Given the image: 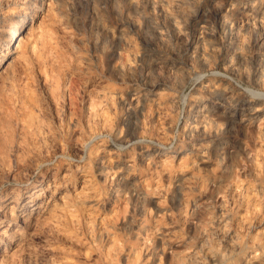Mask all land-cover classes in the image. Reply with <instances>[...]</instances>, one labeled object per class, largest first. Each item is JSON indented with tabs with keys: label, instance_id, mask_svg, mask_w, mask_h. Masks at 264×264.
<instances>
[{
	"label": "rangeland",
	"instance_id": "rangeland-1",
	"mask_svg": "<svg viewBox=\"0 0 264 264\" xmlns=\"http://www.w3.org/2000/svg\"><path fill=\"white\" fill-rule=\"evenodd\" d=\"M5 1H0V47L23 8L34 4L38 14L22 35L30 41L26 60L16 61L10 75L0 74V113L11 115L28 144L19 156L0 159V186L12 179L23 188L50 181L37 200H48L58 188L38 214L46 223L15 237L21 254L3 260L0 255V264H264V40L260 50L254 43L264 32V0H186L178 10L184 27L178 37L171 28L164 37L155 31L161 21L168 24L165 14L174 0ZM127 14L134 17V31L125 24ZM199 125L205 128L197 133ZM10 223L8 233L23 227ZM208 247L216 254H207Z\"/></svg>",
	"mask_w": 264,
	"mask_h": 264
},
{
	"label": "bare ground",
	"instance_id": "bare-ground-1",
	"mask_svg": "<svg viewBox=\"0 0 264 264\" xmlns=\"http://www.w3.org/2000/svg\"><path fill=\"white\" fill-rule=\"evenodd\" d=\"M1 1V0H0ZM5 1V0H4ZM26 1V0H25ZM48 1V0H47ZM64 1V0H63ZM66 1V0H65ZM72 1V0H71ZM74 1V0H73ZM110 1V0H109ZM129 4L130 3H135L136 2V0H126ZM162 1V0H161ZM160 1V2H161ZM172 1V0H171ZM185 1L186 0H174V4H172V6L170 7V11H166V16H167V23L168 24H166L165 22H163V21H161L160 23H158V25L156 26V28H155V31H156V34H158V36H160V37H164V36H166V35H168V28H171L172 29V32H173V36L174 37H178V36H181L182 34H184V27H183V25H182V20L181 19H183V17L181 16L182 14H181V12L179 13V7H182L181 5L183 4V3H185ZM199 1V0H198ZM3 2V1H2ZM6 2V1H5ZM49 2V1H48ZM62 2V1H61ZM121 2V1H120ZM150 2V1H149ZM153 2V1H152ZM155 2V1H154ZM14 3V2H13ZM18 3V2H17ZM45 3V2H44ZM55 3V2H54ZM66 3H69V2H66ZM65 3V4H66ZM75 3V2H74ZM158 3V2H157ZM52 4V3H51ZM51 4H49V7L51 6ZM64 4V5H65ZM110 4V3H109ZM139 4V3H138ZM152 4V3H151ZM160 4V3H159ZM162 4V3H161ZM168 4V3H167ZM117 5V4H116ZM123 5V4H122ZM135 5V4H134ZM61 6V5H60ZM151 6V5H150ZM255 6V5H254ZM4 7V6H3ZM46 7V6H45ZM73 7V6H72ZM122 7V6H121ZM51 8V7H50ZM55 8V7H54ZM70 8H71V5H70ZM109 8V7H108ZM145 8V7H144ZM45 10H46V8H44ZM154 9V8H153ZM161 9H162V7H161ZM160 9V10H161ZM168 9V8H167ZM196 9H198V8H196ZM231 9V8H230ZM19 10H21V9H19ZM44 10V11H45ZM48 10V9H47ZM60 10V9H59ZM96 10H98V9H96ZM120 10V9H119ZM169 10V9H168ZM184 10V9H183ZM191 10V9H190ZM192 10H193V8H192ZM159 11V10H158ZM198 11V10H197ZM3 12V11H2ZM11 12V11H10ZM16 12V11H15ZM23 12V13H22ZM38 12V8H37V6L36 5H34V4H28L25 8H23L22 10H21V12H19L13 19H12V21H11V23H10V25H9V28H8V31H7V33H6V36H5V39L3 40V42H2V45H1V47H0V65L2 64V67H1V69H0V74L2 75V73H8L9 74V72H10V69H12V67L14 66V64L16 63V61L18 62L19 60H22V62L23 61H25L26 60V56H27V50L29 49V46H30V41L27 39V40H24V33L25 32H27V30H28V28H29V25H30V23L34 20V18L35 17H37V13ZM40 12V11H39ZM62 12H64V11H62ZM95 12V11H94ZM134 12V11H133ZM153 12V11H152ZM151 12V13H152ZM191 12V11H190ZM195 12V11H194ZM97 13V12H96ZM95 13V14H96ZM115 13V12H114ZM113 13V14H114ZM186 13V12H185ZM187 13H188V11H187ZM186 13V14H187ZM229 13H230V11H229ZM72 14V13H71ZM139 14V13H138ZM156 14V13H155ZM227 14V13H226ZM45 15V14H44ZM49 15V14H48ZM105 15V14H104ZM115 15H117V14H115ZM151 15V14H150ZM184 15V14H183ZM225 15V14H224ZM1 16H3V15H1ZM41 16H43V15H41ZM90 16V15H89ZM127 16H128V14H127ZM137 16V15H136ZM138 16H140V15H138ZM185 16V15H184ZM190 16V15H189ZM222 16V15H221ZM39 17V16H38ZM50 17V16H49ZM54 17V16H53ZM73 17V16H72ZM125 17V16H124ZM123 17V18H124ZM133 17V16H132ZM141 17V16H140ZM198 16H197V14H194L193 15V17H192V19H194V18H197ZM227 17V16H226ZM51 18V17H50ZM55 18V17H54ZM92 18V17H91ZM142 18H143V16H142ZM254 18V17H253ZM40 19V21H41V18H39ZM134 19V17L133 18H131L130 16H128L127 18H126V20L124 19V21H125V24L126 25H128V27H130V28H135L137 25H136V23H135V21L133 20ZM138 19V17L136 18V20ZM187 19V18H186ZM47 20V19H46ZM262 20V19H261ZM39 21V20H38ZM50 21V20H49ZM48 21V22H49ZM71 21V20H70ZM74 21V20H73ZM252 21V20H251ZM260 21V20H259ZM35 22V21H34ZM43 22V21H42ZM47 22V23H48ZM93 22V21H92ZM91 22V23H92ZM137 22V21H136ZM157 22V21H156ZM44 23V22H43ZM42 23V24H43ZM49 23H51V22H49ZM118 23V22H117ZM187 23H188V21H187ZM191 23V22H190ZM41 24V25H42ZM52 24H54L53 22H52ZM44 25V24H43ZM94 25V24H93ZM98 25H99V23H98ZM191 25V24H190ZM95 26V25H94ZM193 26V25H192ZM191 26V27H192ZM100 27V26H99ZM98 27V28H99ZM153 27V26H152ZM260 27V26H259ZM34 28H36V27H34ZM42 28V27H41ZM139 28V27H138ZM146 28V27H145ZM215 28V27H214ZM258 28V27H257ZM262 28V27H261ZM261 28H260V30H261ZM33 29V28H32ZM39 29V28H38ZM44 29V28H43ZM200 29H202V26H201V28ZM226 29V28H225ZM256 29V28H255ZM254 29V30H255ZM96 30V29H95ZM134 30H136V29H133V31ZM150 30V29H149ZM251 30H252V27H251ZM253 30V31H254ZM263 30V29H262ZM35 31V30H34ZM102 31V30H101ZM130 31V30H129ZM138 31V30H137ZM170 31V30H169ZM226 31V30H225ZM259 31V30H258ZM40 32V31H39ZM45 32V31H44ZM132 32V31H131ZM191 32V31H190ZM93 33V32H92ZM145 33V32H144ZM201 33V32H200ZM206 33V32H205ZM48 34V33H47ZM155 34V35H156ZM188 34V33H187ZM191 34V33H190ZM251 34V33H250ZM23 35V36H22ZM29 35V34H28ZM39 35V34H38ZM52 35V34H51ZM96 35H97V33H96ZM108 35V34H107ZM109 35H111V34H109ZM108 35V36H109ZM171 35V34H170ZM209 35V34H208ZM224 35V34H223ZM247 35H248V33H247ZM57 36V35H56ZM123 36H124V38H126V37H128V33H126V32H124L123 33ZM218 36V35H217ZM38 37H40V35L38 36ZM44 37V36H43ZM143 37H144V35H143ZM146 37V36H145ZM220 37V36H219ZM256 37V38H255ZM254 38H255V40H254V43L255 44H258V49L260 50V48H262L261 47V45H262V41L264 40V32H260L259 34H257V36H255ZM34 38V37H33ZM50 38V37H49ZM52 38H54V37H52ZM58 38H59V36H58ZM109 38V37H108ZM140 38V37H139ZM142 38V37H141ZM245 38V37H244ZM248 38H249V36H248ZM253 38V39H254ZM0 39H2V38H0ZM31 39V38H30ZM38 39V38H37ZM40 39V38H39ZM43 39V38H42ZM89 39V38H88ZM92 39V38H91ZM98 39V38H97ZM103 39V38H102ZM175 39V38H174ZM181 39V38H180ZM217 39V38H216ZM240 39V38H239ZM252 39V40H253ZM18 40V43H20L19 44V46H16V47H14V48H11V46H13L15 43H16V41ZM33 40V39H32ZM44 40V39H43ZM54 40H55V38H54ZM58 40V42H59V39H57ZM104 40V39H103ZM118 40V39H117ZM176 40V39H175ZM197 40V39H196ZM96 41V40H95ZM143 41H145L144 39H143ZM142 41V42H143ZM160 41V40H159ZM163 41V40H162ZM204 41V40H203ZM241 41H242V39H241ZM40 42V41H39ZM148 42V41H147ZM155 42V41H154ZM41 43H42V41H41ZM92 43V42H91ZM101 43V42H100ZM149 43L150 42H148V43H145V44H148L149 45ZM153 43V42H152ZM151 43V44H152ZM162 43H164V42H162ZM161 43V44H162ZM178 43H180V42H178ZM190 43V42H189ZM188 43V44H189ZM193 43V42H192ZM207 43V42H206ZM219 43H221L220 41H219ZM245 43V42H244ZM34 44V43H33ZM44 44V43H43ZM55 44V43H54ZM145 44H143V45H145ZM167 44V43H166ZM249 44V43H248ZM168 45H170V44H168ZM196 45V44H195ZM204 45H205V43H204ZM220 45H222V44H220ZM39 46V45H38ZM250 46V45H249ZM257 46V45H256ZM256 46H255V48H256ZM44 47V46H43ZM48 47V46H47ZM207 47V46H206ZM212 47V46H211ZM216 47V46H215ZM243 47V46H242ZM245 47V46H244ZM55 48V47H54ZM101 48V47H100ZM99 48V49H100ZM103 48V47H102ZM101 48V49H102ZM164 48H165V46H164ZM169 48V47H168ZM199 48V47H198ZM241 48V47H240ZM37 49V48H36ZM40 49V48H39ZM47 49V48H46ZM58 49V48H57ZM97 49V48H96ZM104 49V48H103ZM151 49V48H150ZM249 49V48H248ZM12 50H14V52H11ZM31 50H32V48H31ZM34 51H36L35 50V48L33 49ZM42 50V49H41ZM44 50V49H43ZM169 50V49H168ZM177 50V49H176ZM197 50V49H196ZM207 50H209L208 48H207ZM242 50V49H241ZM244 50V49H243ZM252 50V49H251ZM256 50V49H255ZM262 50H264V49H262ZM39 51V50H38ZM57 51V50H56ZM103 51V50H102ZM174 51V50H173ZM40 52V51H39ZM47 52H49L48 50H47ZM58 52V51H57ZM63 52V51H62ZM119 52V51H118ZM128 52V51H127ZM167 52V51H166ZM192 52V51H191ZM212 52V51H211ZM262 52V51H261ZM36 53V52H35ZM35 53H34V55H35ZM264 53V52H263ZM55 54H56V52H55ZM105 54V53H104ZM174 54V53H173ZM199 54V53H198ZM208 54V53H207ZM206 54V55H207ZM253 54V53H252ZM257 54V53H256ZM47 55H48V53H47ZM46 55V56H47ZM53 55V54H52ZM98 55V54H97ZM110 55H111V53H110ZM116 55H117V53H116ZM138 55V54H137ZM178 55V54H177ZM176 55V56H177ZM197 55V54H196ZM205 55V56H206ZM213 55V54H212ZM251 55V54H250ZM7 56H10V57H8V58H6ZM42 56V55H41ZM49 56V55H48ZM58 56V55H57ZM60 56H61V54H60ZM62 56H64V55H62ZM68 56V55H67ZM102 56V55H101ZM219 56V55H218ZM218 56L216 57V59L218 58ZM238 56V55H237ZM38 57H40V56H38ZM50 57V56H49ZM135 57V56H134ZM191 57V56H190ZM200 57V56H199ZM208 57V56H207ZM154 58V57H153ZM160 58V57H159ZM242 58V57H241ZM253 58V57H252ZM259 57H257V59H258ZM38 59V58H37ZM36 59V60H37ZM69 59V58H68ZM206 59V58H205ZM215 59V60H216ZM237 59V58H236ZM4 60V61H3ZM28 60V59H27ZM40 60V59H39ZM47 60V59H46ZM46 60H45V63H46ZM49 60V59H48ZM53 60H54V58H53ZM62 60V59H61ZM187 60V59H186ZM219 60V59H218ZM253 60V59H252ZM260 60V59H259ZM41 61H42V59H41ZM56 61V60H55ZM59 61V60H58ZM69 61H70V59H69ZM129 61V60H128ZM171 62V60H168V62ZM226 61V60H225ZM243 61V60H242ZM79 62V61H78ZM123 62H125V61H123ZM169 62V63H170ZM184 62V61H183ZM210 62V61H209ZM213 62V61H212ZM218 62V61H217ZM260 62V61H259ZM42 63V62H41ZM44 63V62H43ZM53 63V62H52ZM188 63H189V61H188ZM194 63V62H193ZM234 63H235V61H234ZM241 63V62H240ZM245 63V62H244ZM247 63V62H246ZM254 63V62H253ZM258 63V62H257ZM20 64V63H19ZM27 64V63H26ZM39 64V63H38ZM48 64V63H47ZM50 64V63H49ZM55 64V63H54ZM70 64V63H69ZM129 64V63H128ZM192 64V63H191ZM207 64V63H206ZM213 64H214V62H213ZM230 64V63H229ZM236 64H238V63H236ZM249 64V63H248ZM247 64V65H248ZM22 65V64H21ZM24 65V64H23ZM32 65V64H31ZM42 65V64H41ZM190 65V64H189ZM235 65V64H234ZM245 65V64H244ZM246 65V66H247ZM40 66V65H39ZM49 66V65H48ZM47 66V67H48ZM53 66V68H54V65H52ZM64 66V65H63ZM118 65H116V67H117ZM161 66V65H160ZM164 66V65H163ZM200 66H202V65H200ZM253 66V65H252ZM25 67V66H24ZM30 67V66H29ZM88 67H90V66H88ZM121 67V66H120ZM125 67V66H124ZM156 67V66H155ZM209 67H212V66H209ZM208 67V68H209ZM230 67V66H229ZM240 67V66H239ZM19 68V67H18ZM22 68V67H21ZM42 68V67H41ZM55 68H56V65H55ZM59 68V67H58ZM65 68V67H64ZM77 68V67H76ZM162 68V67H161ZM165 68V67H164ZM196 68V67H195ZM213 68V67H212ZM245 68V67H244ZM255 68H259L258 66L257 67H255ZM32 69H34V68H32ZM90 69V68H89ZM89 69H88V71H89ZM92 69V68H91ZM159 69V68H158ZM168 69V68H167ZM203 69V68H202ZM228 69V68H227ZM250 69V68H249ZM13 70V69H12ZM23 70V69H22ZM46 70H48V68L46 69ZM60 70V69H59ZM66 70V69H65ZM24 71V70H23ZM28 71V70H27ZM37 71V70H36ZM43 71H45V70H43ZM57 71V70H56ZM67 71V70H66ZM160 71V70H159ZM177 71V70H176ZM194 71V70H193ZM243 71V70H242ZM50 72V71H49ZM186 72H188V71H186ZM190 72H192V71H190ZM239 72V71H238ZM13 73V72H12ZM18 73V72H17ZM42 73V72H41ZM52 73V72H51ZM100 73V72H99ZM117 73V72H116ZM264 73V72H263ZM15 74V73H14ZM44 74V73H43ZM48 74V73H47ZM55 74V73H54ZM65 74V73H64ZM97 74V73H96ZM178 74V73H177ZM182 74V73H181ZM249 74V73H248ZM0 75V76H1ZM10 75V74H9ZM15 75H17V74H15ZM22 75V74H21ZM150 75V74H149ZM256 75V74H255ZM59 76H61V74L59 75ZM189 76V75H188ZM243 76H244V74H243ZM254 76V75H253ZM261 76V75H260ZM10 77V76H9ZM14 77V76H13ZM17 77H18V75H17ZM48 77V76H47ZM46 77V78H47ZM123 77V76H122ZM122 77H121V79H122ZM176 77V76H175ZM245 77H246V75H245ZM6 78V77H5ZM27 78V77H26ZM45 78V77H44ZM49 78V77H48ZM53 79H54V76L52 77ZM63 78V77H62ZM154 78V77H153ZM250 78V77H249ZM248 78V79H249ZM23 79H24V77H23ZM57 79V78H56ZM155 79V78H154ZM253 79V78H252ZM9 80V79H8ZM19 80V79H18ZM17 80V81H18ZM48 80V82H49V79H47ZM55 80V79H54ZM61 80V79H60ZM158 80V79H157ZM16 81V80H15ZM51 81V80H50ZM62 81V80H61ZM122 81H123V79H122ZM153 81V80H152ZM255 81V80H254ZM258 81V80H257ZM5 82H6V80H5ZM11 82V81H10ZM43 82V81H42ZM264 82V81H263ZM51 83V82H50ZM54 83V82H53ZM57 83V82H56ZM146 83V82H145ZM5 84V83H4ZM48 85H49V83H47ZM59 84V82L57 83V86H59L58 85ZM89 84V83H88ZM91 84V83H90ZM149 84V83H148ZM157 84H158V82H156V81H154L153 83H152V87L154 88V87H156L157 86ZM167 84V83H166ZM97 85V84H96ZM261 85H263V84H261ZM2 86V85H1ZM47 86V85H46ZM53 86V85H52ZM62 86V85H61ZM148 86V85H147ZM211 86V85H210ZM51 87V86H50ZM149 87V86H148ZM99 88H101V87H99ZM46 89V88H45ZM55 89V88H54ZM59 89V88H58ZM96 89V88H95ZM93 90V89H92ZM102 90V89H101ZM178 90V89H177ZM176 90V91H177ZM51 91V90H50ZM55 91H57V90H55ZM98 91H99V89H98ZM97 91V92H98ZM54 91H52V93H53ZM236 92V91H235ZM110 93V92H109ZM112 93V92H111ZM176 93V92H175ZM48 94H49V92H48ZM89 94H90V92H89ZM119 94H120V92H119ZM55 95V94H54ZM92 95H94V93L92 94ZM102 95V94H101ZM112 95V94H111ZM110 95V96H111ZM118 95V94H117ZM146 95V94H145ZM144 95V96H145ZM149 95V94H148ZM231 95V94H230ZM53 96V95H52ZM87 96H89V95H87ZM100 96V95H99ZM105 96H108V95H105ZM159 96V95H158ZM176 96V95H175ZM235 96V95H234ZM1 97V96H0ZM92 97V96H91ZM123 97V96H122ZM177 97V96H176ZM9 98V97H8ZM95 98V97H94ZM93 98V99H94ZM97 98V97H96ZM105 98V97H104ZM156 98V97H155ZM12 99V98H11ZM87 99V98H86ZM91 99V98H90ZM144 99V98H143ZM162 99V98H161ZM6 100V99H5ZM103 100V99H102ZM106 100V99H105ZM152 100V99H151ZM1 101V100H0ZM4 101V100H3ZM16 101V100H15ZM100 101V100H99ZM104 101V100H103ZM7 102V101H6ZM9 102V101H8ZM10 102H11V100H10ZM13 102V101H12ZM11 102V103H12ZM20 102V101H19ZM105 102V101H104ZM107 102V101H106ZM109 102V101H108ZM121 102V101H120ZM155 102H156V100H155ZM0 103H3L2 101L0 102ZM22 103H24V102H22ZM94 102H92L91 104H93ZM98 103V102H97ZM148 103V102H147ZM199 103V102H198ZM258 103V102H257ZM21 104V102L19 103V105ZM89 104V103H88ZM149 104V103H148ZM166 104V103H165ZM256 104V103H255ZM2 105V104H1ZM14 105V104H13ZM18 105V104H17ZM103 105H105V104H103ZM153 105V104H152ZM167 105H169V104H167ZM200 105V104H199ZM263 105H264V103H263ZM11 106V105H10ZM26 106V105H25ZM96 106V105H95ZM162 106H163V104H162ZM2 107V106H1ZM88 107V106H87ZM172 107V106H171ZM16 108H18V107H15V109ZM94 108V107H93ZM105 108V107H104ZM157 108V107H156ZM155 108V109H156ZM164 108V107H163ZM168 108V107H167ZM1 109V108H0ZM9 109V108H8ZM89 109V108H88ZM146 109V108H145ZM150 109V108H149ZM162 109V108H161ZM173 109V108H172ZM257 109V108H256ZM96 110V109H95ZM97 110H98V108H97ZM102 110V109H101ZM206 110V109H205ZM208 110V109H207ZM238 110V109H237ZM5 111V110H4ZM9 111V110H8ZM24 111V110H23ZM197 111V110H196ZM239 111V110H238ZM237 111V112H238ZM16 112V111H15ZM100 112V111H99ZM150 112V111H149ZM148 112V113H149ZM158 112V111H157ZM164 112V111H163ZM166 112V111H165ZM199 112V111H198ZM229 112V111H228ZM19 113V112H18ZM167 113V112H166ZM212 113V112H211ZM229 113H231V112H229ZM2 114V118L0 119L1 121H0V155L2 156H0L1 158L0 159H3V161L6 159V157L7 156H19V154H20V151H22V149H23V147L24 146H26V140H25V134H26V132L24 133V137H22V134H20L21 135V138L19 137V133H20V131H19V133H17L18 131H17V129H16V125L15 124H13L12 123V118H11V115H8V114H6V113H0V115ZM16 114V113H15ZM20 114V113H19ZM30 114V113H29ZM35 114V113H34ZM94 114H96V112L94 113ZM98 114V113H97ZM100 114V113H99ZM98 114V115H99ZM208 114V113H207ZM252 114V113H251ZM33 115V114H32ZM194 115V114H193ZM209 115V114H208ZM19 116V115H18ZM23 116V115H22ZM34 116H36V115H34ZM92 116H93V113H92ZM96 116V115H95ZM147 116V115H146ZM246 117V116H245ZM19 118V117H18ZM35 118V117H34ZM38 118V117H37ZM36 118V119H37ZM200 118V117H199ZM203 118V117H202ZM248 118V117H247ZM22 119V118H21ZM33 119V118H32ZM212 119V118H211ZM242 119V118H241ZM29 120V119H28ZM31 120V119H30ZM29 120V121H30ZM204 120V119H203ZM239 120V119H238ZM20 121V120H19ZM28 121V122H29ZM31 121H33V120H31ZM30 121V122H31ZM262 121V120H261ZM13 122H15V121H13ZM27 122V121H26ZM40 122V121H39ZM209 122V121H208ZM207 122V123H208ZM214 122V121H213ZM220 122V121H219ZM218 122V123H219ZM263 122V121H262ZM21 123V122H20ZM25 123V122H24ZM34 123V122H33ZM238 123V122H237ZM244 123V122H243ZM216 124V123H215ZM245 124V123H244ZM248 124V123H247ZM246 124V125H247ZM15 125V126H14ZM25 125H27L26 123H25ZM34 125V124H33ZM32 125V126H33ZM36 122H35V126L34 127H36ZM43 125V124H42ZM221 126V125H220ZM23 127V126H22ZM188 127V126H187ZM192 127V126H191ZM21 128V127H20ZM31 128V127H30ZM29 128V129H30ZM185 128H186V126H185ZM194 128V127H193ZM204 126L203 125H199V127L196 129V131H197V133H199V132H202V130H204ZM210 128V127H209ZM214 128V127H213ZM223 128V127H222ZM253 128V127H252ZM259 129V128H258ZM32 130H33V128H32ZM40 130V129H39ZM38 130V132H41V131H39ZM193 130V129H192ZM209 130V129H208ZM224 130V129H223ZM262 130V129H261ZM27 131V130H26ZM34 131H36L35 129H34ZM216 131V130H215ZM253 131V130H252ZM205 132V131H204ZM207 132V131H206ZM214 132V131H213ZM217 132V131H216ZM254 132V131H253ZM187 133V132H186ZM185 133V134H186ZM220 133V132H219ZM260 133H262V132H260ZM32 134V133H31ZM42 134V133H41ZM207 134V133H206ZM264 134V133H263ZM188 135V134H187ZM190 135V134H189ZM196 135V134H195ZM214 135V134H213ZM259 135V134H258ZM28 136H29V134H28ZM34 136V135H33ZM37 136V135H36ZM42 136V135H41ZM40 136V138H42ZM189 137H191V136H189ZM261 137V136H260ZM39 138V139H40ZM207 138V137H206ZM210 138V137H209ZM28 139V138H27ZM204 139V138H203ZM255 139V138H254ZM264 139V138H263ZM193 142V141H192ZM260 142V141H259ZM262 142V141H261ZM24 143H26L25 145H24ZM263 143V142H262ZM28 145V144H27ZM197 145V144H196ZM191 146V145H190ZM189 146V147H190ZM194 147V146H193ZM195 148V147H194ZM202 148V147H201ZM258 148V147H257ZM28 149V148H27ZM34 149V148H33ZM208 149V148H207ZM185 150V149H184ZM188 150V149H187ZM196 150V149H195ZM28 151H29V149H28ZM32 151V150H31ZM200 151V150H199ZM203 151V150H202ZM207 151H209V150H207ZM264 151V150H263ZM111 152V151H110ZM169 151H167V150H165V149H161L160 151H159V153H168ZM172 152V151H171ZM179 152V151H178ZM184 152V151H183ZM182 152V153H183ZM201 152V151H200ZM206 152V151H205ZM259 152V151H258ZM23 153V152H22ZM29 153V152H28ZM33 153V152H32ZM106 153V152H105ZM109 153V152H108ZM107 153V154H108ZM30 154V153H29ZM257 154V153H256ZM28 155V154H27ZM31 155V154H30ZM30 155H28V156H30ZM35 155V154H34ZM105 155V154H104ZM159 155V154H158ZM177 155H178V153H177ZM181 155V154H180ZM204 155V154H203ZM258 155H259V153H258ZM261 155V154H260ZM41 156V155H40ZM164 156V155H163ZM27 157V156H26ZM38 157V156H37ZM160 157H162V156H159V157H157V158H160ZM201 157V156H200ZM209 157V156H208ZM259 157V156H258ZM9 158V157H8ZM25 158V157H24ZM42 158V157H41ZM47 158V157H46ZM179 158V157H178ZM182 158V157H181ZM204 158V157H203ZM28 158H26V160H27ZM31 159V158H30ZM39 159V158H38ZM37 159V160H38ZM110 159V158H109ZM131 159V158H130ZM8 160V159H7ZM36 160V159H35ZM40 160H43V159H40ZM45 160V159H44ZM156 160V159H155ZM166 160V159H165ZM181 160V159H180ZM206 160V159H205ZM212 160V159H211ZM1 161V160H0ZM2 161V162H3ZM24 161V160H23ZM108 161V160H107ZM213 161V160H212ZM33 162V161H32ZM36 162V161H35ZM164 162V161H163ZM183 162V161H182ZM193 162H195L194 160H193ZM197 162V161H196ZM5 163H7V162H5ZM23 163V162H22ZM45 163V162H44ZM168 163V162H167ZM180 163H181V161H180ZM211 163V162H210ZM4 164V163H3ZM28 164V163H27ZM35 164V163H34ZM48 164H49V162H48ZM196 163H194V165H195ZM202 164V163H201ZM25 165V164H24ZM29 165H30V163H29ZM43 165V164H42ZM153 165V164H152ZM167 165V164H166ZM34 166V165H33ZM44 166V165H43ZM140 166V165H139ZM143 166V165H142ZM158 166V165H157ZM165 166V165H164ZM185 166V165H184ZM187 166H190V165H187ZM25 167H28V166H26L25 165ZM23 168V170L24 169H26V168ZM31 167V166H30ZM168 167V166H167ZM63 168V167H62ZM153 168H157V167H153ZM160 168V167H159ZM158 168V169H159ZM184 168V167H183ZM188 168V167H187ZM186 168V169H187ZM195 168V167H194ZM198 168H199V166H198ZM29 169V168H28ZM86 169V168H85ZM84 169V170H85ZM37 170V169H36ZM35 170V171H36ZM119 170V169H118ZM162 170V169H161ZM165 170V169H164ZM66 171V170H65ZM156 171V170H155ZM166 171V170H165ZM179 171V170H178ZM198 172H199V170H198ZM7 173H9V172H7ZM79 173V172H78ZM13 174H14V172H13ZM36 174V173H35ZM114 174V173H113ZM23 175V174H22ZM85 175V174H84ZM87 175V174H86ZM112 175V174H111ZM138 175V174H137ZM16 176V175H15ZM46 176V175H45ZM48 176V175H47ZM52 176V175H51ZM185 176V175H184ZM183 176V177H184ZM232 176V175H231ZM257 176V175H256ZM19 177V176H18ZM28 177V176H27ZM49 177V176H48ZM48 177H46V178H48ZM62 177V176H61ZM80 177V176H79ZM106 177H108V176H106ZM186 177V176H185ZM233 177H234V175H233ZM20 178V177H19ZM45 178V177H44ZM83 179H84V177H82ZM87 178H88V176H87ZM127 178V177H126ZM129 178H130V176H129ZM132 178H133V176H132ZM149 178V177H148ZM190 178V177H189ZM230 178V177H229ZM50 179H51V177H50ZM134 179V178H133ZM185 179V178H184ZM227 179V178H226ZM231 179V178H230ZM256 179V178H255ZM259 179V178H258ZM258 179H257V181H258ZM4 180V179H3ZM13 181H10V182H7V183H5V184H3L2 186H0V224L1 223H5V221H6V225H5V227L4 228H2L1 230H0V239H3L4 240V243H0V248L2 249V252H0L1 254V257H2V260L5 258V259H7V258H11L12 259V257H14V256H16V254H21L20 253V251H21V247L20 246H22L21 244H19V242L17 243V239L16 240H14L15 239V237H17V236H19V237H25L24 235H25V232H24V230L25 229H30L31 227H33V226H37V225H40L41 226V224L45 221V217L43 218V217H39V213H41L42 212V210L45 208V207H47V203L50 201V199L51 198H53V196H54V194H55V192H56V190H57V188L58 187H54V189H53V191L51 192L50 191V194L49 195H47L48 196V200H44V198H42V199H40V200H37L38 199V195H39V191L41 190V189H49L50 187H51V183H50V181H48L47 182V184H46V186H43V182L45 181H43L42 182V179H40L39 181H38V183L36 182V184H33L32 186H25L24 188H23V186H24V183H22V182H16L14 179H12ZM28 180V179H27ZM35 180V179H34ZM57 180V179H56ZM106 180V179H105ZM124 180V179H123ZM151 180V179H150ZM190 180V179H189ZM232 180V179H231ZM29 181V180H28ZM52 181V180H51ZM53 181L55 182V180L53 179ZM75 181V180H74ZM109 181H110V179H109ZM108 181V182H109ZM117 181V180H116ZM126 181V180H125ZM141 181H142V179H141ZM186 181V180H185ZM184 181V182H185ZM2 182V181H1ZM76 182V181H75ZM231 182V181H230ZM259 182H261V181H259ZM82 183H83V181H82ZM86 183V182H85ZM110 183V182H109ZM112 183V182H111ZM110 183V184H111ZM116 183V182H115ZM145 183V182H144ZM190 183H192V182H190ZM2 184V183H1ZM0 184V185H1ZM45 184V183H44ZM56 184V183H55ZM26 185H28V184H26ZM85 185V184H84ZM125 185H127V184H125ZM143 185V184H142ZM190 185V184H189ZM262 185V184H261ZM8 188H7V187ZM42 186V187H41ZM117 186V185H116ZM161 186V185H160ZM183 186V185H182ZM185 186V185H184ZM233 187H234V185H232ZM264 186V185H263ZM6 187V188H5ZM73 187V186H72ZM81 187H82V185H81ZM136 187H138V186H136ZM53 188V187H52ZM64 188V187H63ZM88 188V187H87ZM132 188V187H131ZM154 188V187H153ZM156 188H158V187H156ZM184 188V187H183ZM187 188V187H186ZM189 188V187H188ZM259 188V187H258ZM70 189H72V188H70ZM120 189V188H119ZM126 189H128V188H126ZM136 189V188H135ZM61 190H62V188H61ZM86 190V189H85ZM118 190V189H117ZM162 190V189H161ZM66 191V190H65ZM80 191V190H79ZM82 191V190H81ZM120 191V190H119ZM156 191H157V189H156ZM163 191V190H162ZM83 192V191H82ZM109 192V191H108ZM158 192V191H157ZM46 193V192H45ZM58 193V192H57ZM91 194L93 193V192H90ZM89 193V194H90ZM127 193V192H126ZM152 193H154V192H152ZM117 194H119V193H117ZM132 194V193H131ZM135 194V193H134ZM163 194V193H162ZM44 195V194H43ZM78 195V194H77ZM76 195V196H77ZM114 195V194H113ZM140 195H141V193H140ZM139 195V196H140ZM143 195V194H142ZM158 195V194H157ZM186 195V194H185ZM75 196V197H76ZM79 196V195H78ZM133 196V195H132ZM152 196V195H151ZM41 197V196H40ZM64 197H66V195L65 196H61V198H62V201H64L65 200V198ZM148 197V196H147ZM150 197V196H149ZM12 198V200H10ZM77 198V197H76ZM138 198V197H137ZM143 198H145V197H143ZM157 198V197H156ZM58 199V198H57ZM140 199H141V197H140ZM10 200V201H9ZM78 200V199H77ZM125 200H126V198H125ZM144 200H146V199H144ZM57 201V200H56ZM123 201V200H122ZM128 201V200H127ZM8 202V203H7ZM65 202V201H64ZM118 202V201H117ZM9 203H11V205L9 206L10 207V209L9 210H7V207H8V204ZM50 203V202H49ZM121 203V202H120ZM144 203V202H143ZM79 204V203H78ZM127 204V203H126ZM136 204V203H135ZM134 204V205H135ZM50 205V204H49ZM119 205V204H118ZM79 206H81V205H79ZM127 206V205H126ZM41 207V208H40ZM38 208H40L39 210H37ZM66 208V207H65ZM68 208H70V207H68ZM136 208H137V206H136ZM149 208V207H148ZM71 209V208H70ZM72 209H74V208H72ZM80 209V208H79ZM143 209V208H142ZM64 210V209H63ZM67 210V209H66ZM111 210V209H110ZM139 210V209H138ZM62 211V210H61ZM68 211V210H67ZM70 211V210H69ZM151 211V210H150ZM76 212V211H75ZM113 212V211H112ZM111 212V213H112ZM115 212H117V211H115ZM121 212H122V210H121ZM142 212V211H141ZM145 212V211H144ZM149 212V211H148ZM21 213H24V219H22L21 220ZM47 213V212H46ZM53 213V212H52ZM55 213H56V210H55ZM58 213V212H57ZM63 213V212H62ZM65 213V212H64ZM71 213H72V211H71ZM71 213H69V214H71ZM103 214V213H102ZM101 214V215H102ZM113 214V213H112ZM123 214V213H122ZM232 214V213H231ZM52 215V214H51ZM56 215V214H55ZM61 215V214H60ZM117 215V214H116ZM42 216V215H41ZM58 216V215H57ZM76 216V215H75ZM112 216V215H111ZM215 216V215H214ZM224 216V215H223ZM48 217V216H47ZM103 217H104V215H103ZM108 217V216H107ZM143 217V216H142ZM235 217V216H234ZM23 218V217H22ZM54 218V217H53ZM60 218V217H59ZM101 218V217H100ZM106 218V217H105ZM120 218V217H119ZM208 218V217H207ZM109 219H110V217H109ZM122 219V218H121ZM138 219V218H137ZM213 219V218H212ZM221 219V218H220ZM225 219V218H224ZM224 219L222 220V221H224ZM51 220V219H50ZM59 220V219H58ZM103 220V219H102ZM106 220H107V218H106ZM141 220V219H140ZM12 221H15V226H17L18 224H21V225H23V227H20V228H15V229H13V232L12 233H8L9 231V229L12 227V223H10V222H12ZM108 221V220H107ZM135 221H136V218H135ZM212 221H214V220H212ZM212 221H211V223H212ZM220 221V220H219ZM50 222V221H49ZM118 222V221H117ZM143 222H144V220H143ZM208 222V221H207ZM226 222V221H225ZM228 222V221H227ZM44 223H46V222H44ZM55 223V222H54ZM103 224H104V222H102ZM145 223V222H144ZM210 223V222H209ZM50 223H48L47 225H49ZM53 224V223H52ZM51 224V225H52ZM114 224V223H113ZM46 225V224H45ZM99 225V224H98ZM101 225V224H100ZM99 225V226H100ZM134 225V224H133ZM142 225V224H141ZM223 226H224V224H222ZM228 225V227H229V224H227ZM39 226V227H40ZM102 226V225H101ZM143 226V225H142ZM146 226V225H145ZM209 226V225H208ZM226 226V225H225ZM103 227V226H102ZM140 227V226H139ZM218 227V226H217ZM227 227V228H228ZM34 228V227H33ZM42 228H43V226H42ZM101 228V227H100ZM109 228V227H108ZM111 228V227H110ZM34 230V229H33ZM38 230V229H37ZM40 230H42V229H40ZM39 230V231H40ZM108 230H110V229H108ZM133 230V229H132ZM213 230V229H212ZM215 230V229H214ZM225 230H226V227H225ZM111 231V230H110ZM232 231V230H231ZM155 232H157V231H155ZM152 233V232H151ZM158 233V232H157ZM261 233H263V232H260L259 234L261 235ZM110 234V233H109ZM142 234V233H141ZM170 234V233H169ZM214 234V233H213ZM216 234H217V232H216ZM234 234V233H233ZM31 235V234H30ZM111 235V234H110ZM153 235H155V234H153ZM215 235V234H214ZM222 235L223 236H225V237H228V234L224 231V232H222ZM232 235V234H231ZM256 235H257V233H256ZM29 236V235H28ZM118 236V235H117ZM137 236V235H136ZM205 236H207V235H205ZM213 236V235H212ZM233 236V235H232ZM231 236V237H232ZM255 236V235H254ZM258 236V235H257ZM264 236V235H263ZM33 237V236H32ZM116 237V236H115ZM142 237V236H141ZM153 237V236H152ZM230 237V236H229ZM233 237H236V235L235 236H233ZM239 237V236H238ZM108 238V237H107ZM112 238V237H111ZM139 238V237H138ZM214 238V237H213ZM213 238H211V239H213ZM215 238H216V236H215ZM29 239V238H28ZM33 239V238H32ZM110 239V238H109ZM201 239V238H200ZM231 239H233V238H229V241L231 240ZM240 239V238H239ZM263 239V238H262ZM19 240H21V239H19ZM145 240V239H144ZM228 240V239H227ZM112 241V240H111ZM148 241V240H147ZM207 241V240H206ZM208 241H209V239H208ZM207 241V242H208ZM223 241V240H222ZM233 241V240H232ZM260 241L261 240H259V242L258 243H260ZM110 242V241H109ZM117 242V241H116ZM207 242H205V243H207ZM241 242V241H240ZM256 242V241H255ZM23 243V242H22ZM202 243V242H201ZM263 243H264V241H263ZM25 244H27V243H25ZM208 244H209V242H208ZM216 244V243H215ZM217 244H218V241H217ZM230 244V243H229ZM237 244V243H236ZM114 245V244H113ZM212 245V244H211ZM220 245V244H219ZM228 245V243L226 244V246ZM256 245V244H255ZM259 245V244H258ZM263 245V244H262ZM262 245H260V246H262ZM196 246H198V245H196ZM203 246H205V245H203ZM235 246H237V245H235ZM30 247V246H29ZM234 247V246H233ZM253 247V246H252ZM264 247V246H263ZM19 248H20V250H19ZM23 248V247H22ZM229 248H231V247H228V249ZM30 249V248H29ZM28 249V250H29ZM111 249V248H110ZM197 249V248H196ZM219 249V248H218ZM225 249V248H224ZM232 249V248H231ZM235 249H236V247H235ZM258 249L260 250L261 248H259L258 247ZM26 250V249H25ZM192 250V249H191ZM220 250V249H219ZM23 251H24V249H23ZM112 251H116V250H112ZM183 251V250H182ZM181 251V252H182ZM193 251H195L194 249H193ZM236 251V250H235ZM217 252V251H216ZM223 252V251H222ZM234 252V251H233ZM258 252V251H257ZM107 253V252H106ZM154 253V252H153ZM188 253V252H187ZM186 253V254H187ZM196 253V252H195ZM206 253L207 254H216L215 252H213L212 253V249L210 248V247H208L207 248V251H206ZM225 253V252H224ZM227 253H229V252H227ZM250 253V252H249ZM252 253H253V251H252ZM108 254V253H107ZM115 254V253H114ZM205 254V253H204ZM223 254V253H222ZM112 255H113V252H112ZM181 255V254H180ZM183 255V254H182ZM190 255V254H189ZM194 255V254H193ZM231 255H232V253H231ZM256 255V254H255ZM187 256V255H186ZM205 256V255H204ZM223 256H225V255H223ZM251 256H253V255H251ZM259 256V255H258ZM22 257H24V256H22ZM109 257V256H108ZM191 257V256H190ZM210 257V256H209ZM208 257V258H209ZM228 257V256H227ZM247 257V256H246ZM212 258V257H211ZM257 258V257H256ZM259 258V257H258ZM113 259V258H112ZM181 259V258H180ZM183 259V258H182ZM187 259V258H186ZM195 259V258H194ZM262 259L264 260V258L262 257ZM8 260H10V259H8ZM7 260V261H8ZM18 260V259H17ZM213 260V259H212ZM219 260V259H218ZM234 260V259H233ZM236 260V259H235ZM246 260V259H245ZM258 260V259H257ZM15 261V260H14ZM188 261H189V259L187 260V263H188ZM191 261V260H190ZM254 261V260H253ZM176 262H177V260H176ZM184 262V261H183ZM196 262V261H195ZM256 262V261H255ZM261 262V261H260ZM8 263V262H7ZM193 263V262H192ZM209 263V262H208ZM207 263V264H208ZM241 263V262H240ZM5 264V263H4ZM111 264V263H110ZM182 264H184V263H182ZM189 264V263H188ZM191 264V263H190ZM201 264V263H200Z\"/></svg>",
	"mask_w": 264,
	"mask_h": 264
}]
</instances>
